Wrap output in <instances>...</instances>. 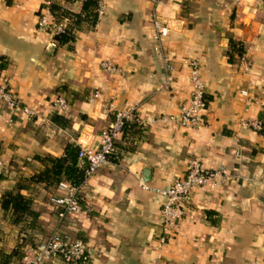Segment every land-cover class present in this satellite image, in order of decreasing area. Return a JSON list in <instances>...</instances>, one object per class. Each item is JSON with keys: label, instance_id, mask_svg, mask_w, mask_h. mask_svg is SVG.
Here are the masks:
<instances>
[{"label": "crops", "instance_id": "crops-1", "mask_svg": "<svg viewBox=\"0 0 264 264\" xmlns=\"http://www.w3.org/2000/svg\"><path fill=\"white\" fill-rule=\"evenodd\" d=\"M44 1L0 0V80L37 109L28 117L0 100V196L18 190L36 213L15 222L0 206V264H20L54 229L90 245L84 264H264V0H102L93 20L83 0H51L71 35L64 42L36 28ZM153 16L167 28L158 40ZM190 61L206 98L195 127L171 117L190 97ZM57 94L67 107L51 113ZM122 109L134 118L79 188L87 209L58 219L55 184L27 180L42 167L37 156L59 155L66 143L97 147ZM193 157L225 175L192 190L160 242L158 189Z\"/></svg>", "mask_w": 264, "mask_h": 264}, {"label": "built area", "instance_id": "built-area-1", "mask_svg": "<svg viewBox=\"0 0 264 264\" xmlns=\"http://www.w3.org/2000/svg\"><path fill=\"white\" fill-rule=\"evenodd\" d=\"M94 1V11L96 18L104 13V4L102 0ZM161 1V0H157ZM238 2L239 0H233ZM51 0H45L36 20V28L40 31H46L53 36L62 32L65 27V18L58 17L49 7ZM155 30V38L158 40L165 34L167 28L160 23L155 16L152 18ZM157 48V45L154 46ZM190 83L191 91L187 102L179 105L178 112L171 115L179 124L184 126H199L203 123V110L206 106L204 94V84L201 80L195 61H190ZM100 65L105 69L115 68L107 61H101ZM168 75H166V79ZM95 95V93H94ZM0 100L10 109L21 108L22 112L28 117L37 113V109L27 105H20L19 100L14 95L11 87L5 80H0ZM67 107L65 98L57 94L48 104L49 112L63 111ZM134 118L129 109L117 110L113 118L103 127L99 133V144L97 147H91L84 144H78L77 155L86 161L83 169L82 181L78 184H72L67 180H59L55 183V189L58 194L50 197L56 206V216L61 219L67 214L86 210L87 206L79 203V188L85 183L87 178L94 172L95 168L108 160L114 149V141L121 134L125 121ZM246 122H243L245 124ZM252 127L258 128L257 121L248 122ZM238 154L237 147L234 151ZM2 172V161L0 158V173ZM225 175V168L203 167L195 157L190 158L185 165L182 176L174 177L168 185L158 189L163 195V200L159 208V221L162 233L158 237L160 242L173 232L178 219L183 214L184 208L191 198L192 190L204 184L213 185L216 181L222 179ZM91 256L90 245L81 237L67 239L56 229L52 230L47 236L38 240L33 245L27 246L21 254L20 264H45L48 261L58 259L61 264H84ZM154 264H162L155 262Z\"/></svg>", "mask_w": 264, "mask_h": 264}, {"label": "trees", "instance_id": "trees-1", "mask_svg": "<svg viewBox=\"0 0 264 264\" xmlns=\"http://www.w3.org/2000/svg\"><path fill=\"white\" fill-rule=\"evenodd\" d=\"M50 9L53 11L58 7L50 2ZM94 7L93 0H83V9ZM95 11L91 13L92 20L94 19ZM58 42H64L71 37L70 33L64 29L62 32L54 35ZM231 50L237 54L242 52V46L230 40ZM229 59H232V53L229 51ZM78 145L74 143H66L63 151L59 155L44 154L37 156L42 162V167L35 173L31 174L27 180L29 182H43L44 184H55L59 180H67L72 184L78 185L83 178V169L86 166L84 158L77 155ZM112 154V153H111ZM110 154V155H111ZM29 196L22 194L18 190L4 191L0 196V206L5 210H9L12 214V220L21 222L25 220L26 214L35 217L36 213L29 208ZM29 224L33 225L31 220ZM15 251V250H14ZM20 255V250L15 251Z\"/></svg>", "mask_w": 264, "mask_h": 264}]
</instances>
